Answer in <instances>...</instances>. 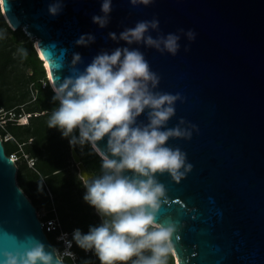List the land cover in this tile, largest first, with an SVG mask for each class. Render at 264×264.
Wrapping results in <instances>:
<instances>
[{"label": "water", "instance_id": "1", "mask_svg": "<svg viewBox=\"0 0 264 264\" xmlns=\"http://www.w3.org/2000/svg\"><path fill=\"white\" fill-rule=\"evenodd\" d=\"M52 2L0 0L10 26L38 40L48 66L34 46L51 87L71 74L74 52L83 57L77 66L83 71L101 50L131 47L139 48L160 76L157 91L184 98L167 127L183 118L198 131L190 140L173 138L168 145L186 152L193 169L180 182L167 173L157 176L166 188L157 223L176 226L175 264H264V0H152L150 6L136 7L129 0H113L104 29L92 21L103 14L102 0H65L55 17L48 12ZM153 18L160 33L194 30L195 41L181 36L180 51L172 56L108 37ZM84 34H94L96 42L75 45ZM139 120L147 122L145 116ZM106 147L107 138L96 151L102 156ZM71 153L85 183L94 172L76 148ZM34 240L49 251L55 247L18 184L16 160L7 155L0 135V261L4 251L23 252Z\"/></svg>", "mask_w": 264, "mask_h": 264}, {"label": "clouds", "instance_id": "2", "mask_svg": "<svg viewBox=\"0 0 264 264\" xmlns=\"http://www.w3.org/2000/svg\"><path fill=\"white\" fill-rule=\"evenodd\" d=\"M64 2L49 3V14L58 16ZM129 2L134 7L150 6L152 0ZM112 11L113 0H102L103 14L94 15L93 23L106 28ZM152 31L160 33L156 18L138 21L119 35L109 32L108 37L172 56L180 51L181 36L189 41L196 39L194 30L179 29V35L160 33L156 37ZM95 42L94 34H84L74 43L88 47ZM21 51L27 55L26 50ZM82 63V55L74 52L71 74L59 86L57 82L53 85L52 100L58 107L52 110L48 127L58 128L73 148L88 145L99 150L98 142L107 138L101 174L86 177L84 186V200L96 209L100 223L90 226L86 234L75 229L72 240L67 239V233L62 234L58 239L65 243L63 252L55 247L49 251V246L34 240L23 252L4 251L0 264H64L66 256L75 261V253L70 251L72 241L85 251H94L100 264H167L176 226L157 223L166 192L157 176L167 173L180 182L191 172L193 165L187 161V153L168 142L173 138L190 140L198 128L183 118L177 126L167 127L176 115V103L184 98L179 93L156 90L160 76L151 70L139 48L101 50L83 71L77 67ZM59 67L63 69L64 64ZM141 116L147 122L139 120Z\"/></svg>", "mask_w": 264, "mask_h": 264}, {"label": "trees", "instance_id": "3", "mask_svg": "<svg viewBox=\"0 0 264 264\" xmlns=\"http://www.w3.org/2000/svg\"><path fill=\"white\" fill-rule=\"evenodd\" d=\"M34 43L22 28L13 29L0 10V108L7 111L5 117L10 116L11 110L31 113L27 123L8 119L6 127H0V135L7 155H17L18 184L37 211L42 207L46 209L40 219L45 221L57 214L65 229L80 227L86 234L90 226L100 223V216L84 200L85 183L78 174L69 139L64 138L58 128L48 127L51 112L58 107V102L52 100L54 92ZM31 88L36 90L34 98ZM7 133L12 136L5 138ZM75 134L78 135V131ZM75 148L87 169L94 172V176L100 175L102 156L88 145ZM30 158L33 165L29 164ZM46 233L59 248L56 234L54 237L51 231ZM74 248L78 264H100L96 255L87 254L77 245ZM68 261L66 257L64 262ZM167 264H175L173 253L169 254Z\"/></svg>", "mask_w": 264, "mask_h": 264}, {"label": "built area", "instance_id": "4", "mask_svg": "<svg viewBox=\"0 0 264 264\" xmlns=\"http://www.w3.org/2000/svg\"><path fill=\"white\" fill-rule=\"evenodd\" d=\"M44 84H45V81H44ZM7 111L1 107L0 108V127L2 128H5L6 127V123H7V120L10 119L12 120L13 122H19V123H27L29 121V117L31 116V113L27 112V111H22V112H19V113H15L14 111H9L8 113H10V116L9 117H5V113ZM10 136H12L10 134ZM9 156H11L13 159L16 160V154L15 153H11ZM29 160L32 161L31 165H33V160L30 158ZM42 224H43V227L45 229V231H56V240L60 243V247L58 248L61 252L64 251L65 249V243L64 241L58 239L62 234H65L67 233V239L68 240H72V234L74 232L75 229H80V227H73V228H70V229H65L63 227V223L60 219V217L56 214L54 217L50 218V219H47L45 221H42ZM82 231V230H81ZM76 246V243L75 241H72V247L70 249V251H72L73 253H75V261L71 258V257H68L69 258V261L68 262H64V264H78V253L77 251L75 250V247ZM87 254H91L93 256H95V253L94 251H86ZM67 257V256H66ZM64 257V259L66 258ZM93 264H96V263H93Z\"/></svg>", "mask_w": 264, "mask_h": 264}, {"label": "rangeland", "instance_id": "5", "mask_svg": "<svg viewBox=\"0 0 264 264\" xmlns=\"http://www.w3.org/2000/svg\"><path fill=\"white\" fill-rule=\"evenodd\" d=\"M30 86H32V83L30 84ZM35 95H36V90L34 89V88H31V96L34 98L35 97ZM8 137H10V133H7L6 135H5V138H8ZM16 158H17V155H16ZM32 163V161L31 160H29V164H31ZM74 167V166H73ZM77 170H78V167H77ZM79 174V173H78ZM45 212H46V209L44 208V207H42L39 211H38V214H39V216L40 215H44L45 214ZM55 234H56V231H53L52 232V235L55 237ZM55 242H56V244L58 245V241L56 240V238H55ZM56 245V246H57ZM58 248V247H57Z\"/></svg>", "mask_w": 264, "mask_h": 264}, {"label": "bare ground", "instance_id": "6", "mask_svg": "<svg viewBox=\"0 0 264 264\" xmlns=\"http://www.w3.org/2000/svg\"><path fill=\"white\" fill-rule=\"evenodd\" d=\"M38 39V38H37ZM35 44L37 45V48H38V50H39V53H40V55L42 56V58H44L45 59V61H46V58H45V56H44V54H43V52H42V50H41V48H40V46H39V43H38V40L37 41H35ZM46 65L48 66V63H47V61H46ZM51 80V79H50Z\"/></svg>", "mask_w": 264, "mask_h": 264}]
</instances>
